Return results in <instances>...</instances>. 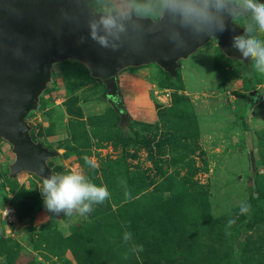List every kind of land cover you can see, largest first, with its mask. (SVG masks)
Returning a JSON list of instances; mask_svg holds the SVG:
<instances>
[{
	"label": "rangeland",
	"instance_id": "374dc122",
	"mask_svg": "<svg viewBox=\"0 0 264 264\" xmlns=\"http://www.w3.org/2000/svg\"><path fill=\"white\" fill-rule=\"evenodd\" d=\"M233 24L243 28L240 20ZM240 59L241 56L226 55L216 36L180 58L175 76L155 63L123 68L118 77L129 118L122 124L119 113L105 98L102 80L93 77L80 61L88 74L77 60L56 61L37 108L26 116L30 134L58 152L47 160L54 174L80 168L94 183L108 187L105 173L121 168L119 159L124 156L129 171H139L146 177L152 192L150 200H156L158 195L169 196L164 190L168 188V176L180 178L186 188L202 191L207 197L206 205L192 206L187 223L195 247H202L201 251L208 255L212 250L210 260L214 263L237 264L239 259L240 263H249L255 252L262 253V263L264 205L255 214L252 210L241 214L240 205H249L248 199L258 196L257 190L264 192V74L253 72L251 62ZM251 91L255 94L251 95ZM119 127L135 139L147 138L146 146L132 143L124 148L114 143L110 135ZM250 150L255 171L251 168ZM85 156L92 160L94 168L85 164ZM173 157L183 161L173 162ZM14 158L11 145L0 139V236L7 241L5 246L0 244V264H8L9 260L17 264H77L69 249L60 256L45 249L46 239L59 241V237H69L74 232L83 234L90 249L97 248L96 235L116 249V259L105 263L121 264L132 257H122L115 240L103 228L92 234L90 224L96 218L90 214L67 217L48 212L41 203L42 178L29 171L11 176L9 165ZM190 168L197 170L190 175ZM112 180L117 184H112L115 198L124 199L134 188L133 182L126 184L122 177ZM223 216L231 223L214 230L204 228L203 219L212 222ZM250 216L255 222L251 229L244 225ZM179 244L170 243L169 251L175 252ZM180 248L183 256L173 262L165 261L173 259L167 249L156 253L152 246L147 258L154 263L186 264L198 255L197 251L190 253V247ZM158 254L165 257L159 259Z\"/></svg>",
	"mask_w": 264,
	"mask_h": 264
},
{
	"label": "water",
	"instance_id": "95a60500",
	"mask_svg": "<svg viewBox=\"0 0 264 264\" xmlns=\"http://www.w3.org/2000/svg\"><path fill=\"white\" fill-rule=\"evenodd\" d=\"M61 8L70 17L76 11L75 5L67 0H0V139L11 145L15 155L9 165L11 176L21 171L35 173L41 178L54 174L47 160L58 152L34 141L26 121L29 112L37 108L54 62L72 59L84 63L93 77L102 80L105 98L119 113L122 124L129 118L119 86L118 73L123 68L155 63L175 76L178 60L186 58L211 38L205 37L167 60L161 58V54L168 51L166 41L153 44L151 38L147 45L149 52L143 55L105 52L91 40L79 44V36L87 37V30L79 27L75 19H62ZM242 32L243 28L230 21L227 31L216 34L226 55L241 56L231 47V38ZM250 94L254 95L255 91ZM41 155L43 160L38 159ZM249 156L255 171L253 150L249 151ZM41 164L43 172H40Z\"/></svg>",
	"mask_w": 264,
	"mask_h": 264
},
{
	"label": "clouds",
	"instance_id": "9594fccd",
	"mask_svg": "<svg viewBox=\"0 0 264 264\" xmlns=\"http://www.w3.org/2000/svg\"><path fill=\"white\" fill-rule=\"evenodd\" d=\"M76 11L70 17L61 8L62 19H75L87 30L80 35L79 44L91 40L105 52L128 56L149 52L151 43L166 41L168 51L162 59H170L188 50L205 37H216L229 29V22L242 21V34L231 38V47L241 54V61H250L253 72L264 74V3L261 0H67ZM235 31V29H233ZM19 55V52H17ZM39 160H43L41 155ZM85 164L94 168L85 156ZM44 166L40 165V172ZM40 192L45 209L57 216L63 213L85 216L94 205L104 203L110 196L105 185L94 183L80 168H72L42 177ZM250 205H240L241 214ZM127 238V237H126Z\"/></svg>",
	"mask_w": 264,
	"mask_h": 264
},
{
	"label": "trees",
	"instance_id": "16d2710c",
	"mask_svg": "<svg viewBox=\"0 0 264 264\" xmlns=\"http://www.w3.org/2000/svg\"><path fill=\"white\" fill-rule=\"evenodd\" d=\"M78 64H81L84 67L85 72L88 74V69L78 61H75ZM254 99V97H252ZM80 114V113H79ZM81 117V115L79 116ZM118 119V115L116 114ZM74 125V124H71ZM80 128L84 127V123H81ZM136 135V134H135ZM31 137L34 141L36 139L31 134ZM78 139L77 137H73ZM110 139H115L114 143L127 148L130 144H141L146 146L148 142L147 138L140 137L136 138L134 135H125L122 133L121 128L119 127L112 135ZM81 147L85 143H78ZM77 144V145H78ZM160 145V144H159ZM151 149L149 148V151ZM76 154H80L78 148L75 149ZM152 158V155H151ZM183 161L182 158L173 157V162ZM84 160V159H83ZM121 160V168L114 171L111 168V172L105 173V178L108 181V191L110 196L104 203L93 206V211L90 213L93 221L90 224L92 229V234H96V230L102 228L105 230V233L110 236V238L115 240V243L119 247V252L123 256H132L126 259L125 263L121 264H161L157 260L156 263L152 259L147 258L148 248L152 246L155 249L156 253H163L167 249V255L172 256L173 259H165V261L173 262L176 257L183 256L182 247H190L191 251L195 253L197 251L198 255H193L192 263L186 264H225V263H214L211 261L213 251L203 253L201 248H196L192 240V236H189V229L187 223L192 214V206L194 204L203 203L206 205L207 197L203 195L202 191L190 190L184 186V183L181 179L169 178L166 180L168 188L164 189L168 192L169 196L158 195L156 200H150L152 197V192L148 190L149 184L146 183V177L139 174V171H129L126 158L123 156ZM156 162V161H155ZM49 166L50 163H48ZM157 166V164L155 165ZM159 173L164 175V172L160 167ZM197 169L190 168V175L196 172ZM95 174V172H91ZM135 174L137 176H135ZM259 176V173H257ZM122 177L123 180H126V184H131L133 182L134 188L132 191H128L124 199L115 198V190L113 189V183L110 179ZM139 178V179H137ZM138 181H137V180ZM96 180V179H95ZM133 180V181H132ZM165 180V179H164ZM100 185L99 183H96ZM117 187V184L115 183ZM126 188V186H122ZM258 196L251 195L248 199L250 210L253 213H257L260 209V205H264V192L263 190H257ZM139 195V196H138ZM150 195V198H149ZM42 205L43 201H41ZM116 206V209H113L112 206ZM198 221V219H197ZM191 222L194 223L192 220ZM230 222L231 219L227 216L220 217L219 219H214L212 222L210 219L205 218L202 221L204 228H213V230L218 227L222 228L226 226V223ZM253 218L250 216L248 221L244 224L247 228L251 229L254 226ZM237 223H234L235 225ZM48 236V235H47ZM49 237V236H48ZM127 237V238H126ZM96 247L90 249L88 243L85 241L83 234L72 233L69 237H59V241L54 239H46L45 249L56 251V255H62L66 249H69L74 257V260L77 264H109L105 263L108 260L116 259L115 252L116 249H112L105 245L104 241L96 235ZM179 242L178 249L175 252H171L168 249L170 243ZM0 244L7 245V241L0 236ZM204 256V257H202ZM262 253L255 252L249 263H240L241 259L237 260V264H264L259 263L261 261ZM165 254H158L157 258H164ZM142 258L143 262L140 261ZM124 259V258H123ZM14 261L9 260L8 264H17L13 263ZM172 264V263H166Z\"/></svg>",
	"mask_w": 264,
	"mask_h": 264
},
{
	"label": "crops",
	"instance_id": "0c3cea01",
	"mask_svg": "<svg viewBox=\"0 0 264 264\" xmlns=\"http://www.w3.org/2000/svg\"><path fill=\"white\" fill-rule=\"evenodd\" d=\"M119 86H120V81H119ZM127 110V109H126Z\"/></svg>",
	"mask_w": 264,
	"mask_h": 264
}]
</instances>
